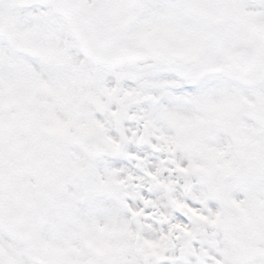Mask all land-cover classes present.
I'll use <instances>...</instances> for the list:
<instances>
[{"label":"rangeland","instance_id":"374dc122","mask_svg":"<svg viewBox=\"0 0 264 264\" xmlns=\"http://www.w3.org/2000/svg\"><path fill=\"white\" fill-rule=\"evenodd\" d=\"M263 13L264 0H139L126 37L156 56L144 66L110 70L89 61L53 6L10 12V29L0 36V116L13 114L18 123L8 135L0 130V219L28 221L22 233L36 252L37 263L158 264L172 245L178 261L184 251L193 262L206 256L210 264H236L249 256V264H264V247L258 244L264 238V214L246 213L235 203L237 196L247 195L248 184L234 180L238 166L247 163L255 186L251 192L264 201V43L254 39L250 27L252 18ZM235 43L253 46L263 57V67L249 80L237 77L226 62V51ZM49 58L56 60L54 65L48 64ZM31 74L60 81L59 93L70 89L71 95L60 99L39 89L36 96L41 102L32 105L27 95ZM170 90L190 94L172 99ZM164 100L179 106L168 105L162 111ZM208 101L222 104L211 108ZM51 106L60 111L55 128L69 119L61 135L45 117ZM187 106L198 113L197 125L188 123ZM243 118L246 122L238 124ZM205 132L213 137L202 139ZM86 138L104 142L115 156L89 162L79 148ZM135 140L145 141L146 147L138 148ZM13 147L27 156L22 169L5 158ZM125 151L149 167L152 180L146 191L154 211L167 223L165 236L145 224H139L138 240L122 234L128 231L122 226L109 227V235L101 239L90 230L89 214L119 219L122 206L105 196L109 189L125 206L135 197ZM173 153L179 154L178 162L171 161ZM69 158H78L82 169H73ZM107 168L109 172H104ZM176 169L198 175L203 185L184 196L175 179L162 178ZM74 177L79 181L71 187ZM30 180L37 187L27 199L15 183ZM224 189L233 193L219 206L218 193ZM84 192L97 204L91 207L83 197V208H71ZM182 206L214 223L218 227L214 238L182 220L176 213ZM72 233L78 242L70 239ZM186 237L196 242L194 250L181 243ZM221 242L227 244L224 254L217 253ZM32 254L0 228V256L9 264H35Z\"/></svg>","mask_w":264,"mask_h":264},{"label":"bare ground","instance_id":"6f19581e","mask_svg":"<svg viewBox=\"0 0 264 264\" xmlns=\"http://www.w3.org/2000/svg\"><path fill=\"white\" fill-rule=\"evenodd\" d=\"M30 80L32 84H31V89L28 92V97L31 98L30 99L31 104L34 106L37 104V100H38V98L36 97V88L50 89L53 92H56L58 96L59 95L64 96L66 93L69 96L71 95L70 89H66L65 91H61L60 89L62 93H59L58 84L61 83L60 81L56 82V80L50 79L49 77H45V78L36 77L34 76V74L30 75ZM170 91H171V94L175 97H177L178 95H184L185 97H187V95L190 94L189 92L181 93L179 91H176V92L173 90H170ZM209 103L211 105L210 106L211 108H217L220 106V104H222V103H217V105L213 106L212 102H209ZM162 106H168V103H162ZM169 106H176L178 108L179 105L178 103H175L174 105L170 104ZM50 111L56 117L60 115V111L55 106L51 108ZM186 111L191 117L189 118L191 119V121L188 123L190 124L193 123V125H197L199 122L198 113L194 111V109L190 106L186 107ZM245 122H246V119L243 118L238 122V124H244ZM63 126L65 127V129H68L67 127L68 122L64 124ZM60 128L62 129L61 126ZM251 135L255 137L257 135V131L253 130ZM206 137L212 138L213 135L209 134L208 136H206V132L202 133V139H206ZM125 155L127 157L125 158V161H124L125 164L124 163L123 164L125 166H131L133 170V172L129 176L128 182L130 184V189L136 192L135 197L131 202H129L128 205L125 206V203L120 204L122 202L121 197L119 195H115L109 189L105 193V196L108 197L117 207H118V204L122 206L120 208L121 210L119 213L120 217L119 219H116V218H103L101 216L91 215L92 224L90 225V230L96 234L100 233L101 236L104 237L106 236V229L114 225H119V226L125 227L128 230V231L125 230L124 232H122V234L127 233L130 236H132V238H134L135 240H138L139 224H142V225L145 224V225L152 226L158 234L162 233L165 236L162 230H164L167 227V223L162 219L159 212L154 211L153 207L150 204L153 198L151 196V193L149 191H146L147 185L152 180V175L149 172V167L137 155L133 156V154H129L128 151H125ZM178 158H179V154L173 153L171 161L173 163L178 162ZM181 158H183V156H181ZM78 160H79L78 158H71L72 166L76 170L82 169V165ZM121 163L119 164L116 163V164L121 166ZM104 172H109V169L108 168L105 169ZM78 181L79 179L74 177L71 180V187L73 184H77ZM58 184H59V187L62 186L59 181H58ZM35 187H37V182L35 180H30V181L23 182L19 186V190L22 193H24L27 197L32 198ZM171 192L173 193V189H171ZM229 193L230 194L233 193V190L224 189L222 190V192L218 193V205L219 206H223V204L228 201ZM155 194L156 196H159L160 192L156 191ZM158 198H161V197L159 196ZM230 199H231V195H230ZM236 200L247 211H251L255 208L258 209L259 207L262 206V204H260V200L258 197H251L248 194L239 195L236 197ZM149 230H152V229L149 228ZM156 237L159 238V240L163 241L162 236L156 235L155 238ZM70 239L73 241H75L76 239L78 242L79 237L78 235L74 233L73 236H70ZM181 243L182 244L185 243L184 244L185 249L194 250L196 248V242L193 240L192 237H186L185 241H182ZM258 244L264 247V238L260 239L258 241ZM226 251H227L226 242H221L217 248V253L219 252L220 254H224ZM167 252L169 255L165 259H160L158 261V264H175V260H176L175 254L177 253L175 250V247L172 245H169L167 247ZM178 258L180 259V261L177 260L179 264H210V262L207 261L208 258L206 256L201 257L199 261L197 262H193L190 257H187L186 255H184V251L182 252V255L180 254Z\"/></svg>","mask_w":264,"mask_h":264},{"label":"water","instance_id":"95a60500","mask_svg":"<svg viewBox=\"0 0 264 264\" xmlns=\"http://www.w3.org/2000/svg\"><path fill=\"white\" fill-rule=\"evenodd\" d=\"M136 0H96V4L87 7L84 0H32V4H45L54 2L59 12L70 21L72 30L83 48L88 52L93 61L105 64L109 67L126 62H144L149 58L150 52L124 39V32L130 24L131 10ZM0 32L7 27L4 14L0 13ZM259 20V19H257ZM255 22V27H257ZM243 54L247 58V51H238L235 54ZM241 62L240 66H246ZM247 68L241 70L245 72ZM3 127L11 125L9 120H2ZM87 140L82 147H86ZM99 149V147L97 148ZM107 153L104 150L100 151ZM9 158L22 164L24 158L18 152L11 151ZM92 156L91 159H95ZM186 218L188 216L185 215ZM215 230L210 232L212 235ZM1 264V263H0Z\"/></svg>","mask_w":264,"mask_h":264},{"label":"flooded vegetation","instance_id":"af4514ba","mask_svg":"<svg viewBox=\"0 0 264 264\" xmlns=\"http://www.w3.org/2000/svg\"><path fill=\"white\" fill-rule=\"evenodd\" d=\"M18 228V227H17Z\"/></svg>","mask_w":264,"mask_h":264}]
</instances>
